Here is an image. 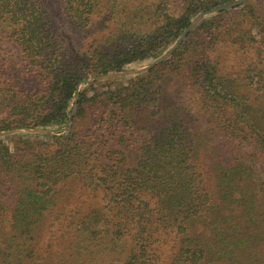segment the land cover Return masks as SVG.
<instances>
[{"label": "trees", "instance_id": "obj_1", "mask_svg": "<svg viewBox=\"0 0 264 264\" xmlns=\"http://www.w3.org/2000/svg\"><path fill=\"white\" fill-rule=\"evenodd\" d=\"M61 1L68 19L81 28L90 22L98 1L110 4L113 11L119 0ZM124 1L136 4L132 5L133 17L140 18L144 4ZM215 3H187L176 19H170L160 3L148 7L158 26L143 38L136 33L128 36H133V47L128 53L119 51V58L130 62L155 56L192 15ZM250 20L261 26L257 18ZM52 25L46 10L34 0H0V27L16 34L10 36L31 71L37 72L47 87L38 98H22L13 88L8 89L4 97L12 99L8 117H19L0 129L11 123H63L79 80L90 71L103 74L121 67L116 55L103 53L98 47L80 53L74 45H62ZM205 40L207 47L216 42L211 33L201 44L198 38L191 39L180 47L183 53L175 52L157 68L111 91V96H79L77 110L99 111L100 122L107 124L111 140L121 147L108 151L109 156L119 158L121 164L116 168L106 171L103 166L108 165L104 164L97 170L93 161L99 162L101 153L91 154L88 145L82 149V143L70 142L73 130L66 136H50L53 148L49 153L33 155L36 147H32L26 163L19 155L12 157L8 145L0 140V182L10 187L14 198L8 228L0 232V264H149L156 233L168 230L177 240L167 264H264V93L259 102L258 97L239 95L237 84L228 87L232 80L223 79L216 64L201 61L200 54L183 60L188 43L200 52ZM259 63L264 66V62ZM165 85L175 89L172 94L163 89ZM188 87L197 89L199 110L218 117L219 131L228 135L226 142L240 147L234 154L242 156L231 157L226 166L217 165L212 177L196 166L201 146L198 118L181 99V88ZM108 103H112L111 109ZM140 129L146 130L148 141L133 151L136 161L128 167L124 142ZM70 180H80L92 191L107 189L109 201L69 216L61 229L64 247L54 252L48 241L41 251V239L44 232L50 234L47 227L52 225L45 219L63 198V188L58 186ZM209 181L214 182V188ZM90 183L95 186L90 187ZM149 201H154L152 208Z\"/></svg>", "mask_w": 264, "mask_h": 264}, {"label": "rangeland", "instance_id": "obj_2", "mask_svg": "<svg viewBox=\"0 0 264 264\" xmlns=\"http://www.w3.org/2000/svg\"><path fill=\"white\" fill-rule=\"evenodd\" d=\"M34 1L38 7L46 10L52 20V27L57 30L56 33L58 34V39L60 38L62 41V45H74L75 48L79 49L80 53L91 51L93 47H98L103 53L110 52L112 56L116 55V60L120 62L121 67L103 74H96L90 71L88 75L79 80L75 87V93H73L67 104L69 112L63 123L36 126L11 123L9 124L11 126L6 129H0V140L8 145L11 156L19 155L23 163L28 162L27 154L32 147H36L33 155L36 153H49L53 148L50 136H66L73 130L75 135L69 140L70 142L82 143L80 145L82 149L85 145H88L91 147L89 151L91 154L101 153L99 156L100 161L98 162L97 159L93 161L98 165L97 170L104 164L108 165L103 166L106 171H109L112 166L116 168L121 164L118 162L119 158L114 157V155L109 156L108 151L121 147L115 146V139L111 140L109 131L105 130L107 124L101 123V120H99V111H95L94 108L77 110L79 96L84 94L88 99H92L95 93H102L103 97L107 94L111 96V91L122 85H127L132 79L143 76L150 69L157 68L162 62L170 59L175 52L182 51L183 53V48L180 47L191 39L198 38L201 44L203 39L210 33L212 39H216V42L214 44L211 43L207 47L205 40L203 49L200 52H196L193 43H188V51L184 52L183 60L189 61V55L200 54L201 61L209 60L216 64L218 73L223 79L232 80L231 83L228 82V87L231 88L232 84H237V93L239 95L248 96L250 99L258 97L257 101H261L259 97L264 93V73H262L264 66L260 65L259 62L261 64L264 62V34L261 30V27H264V0H201L207 4L217 3L206 10L192 15L189 18V23L155 56H149L144 59L139 58V60L130 62L121 60L118 53L119 51L128 53L132 49L135 33L143 38L146 34L153 32L154 28L158 26L154 24L151 16H149V8L152 5L156 6L160 3L159 7L164 13L170 19H176L183 14L185 5L195 2V0H139L144 4H142L143 7L141 6L139 11L140 18L133 17V6H136L133 1L119 0L118 4H116V10L114 9L113 11L109 9L110 4L105 1H98L92 9L90 22L81 28H77L68 19L61 0ZM217 8L221 9L216 10ZM205 11H208V13L199 16ZM251 17L257 18L261 26L253 24L252 20H250ZM189 25H191L190 30L179 42ZM10 34L13 37L16 35L12 31H7L0 27V74H3L4 77L2 80L0 79V96L3 98V103L0 104V113L3 112V114L0 119H5L6 121L0 120L1 128L13 121L12 119L19 117H8L12 114L11 97L4 99L9 94L8 89L11 91V88H13L22 95V98L24 96L38 98L47 92L44 79L37 72L31 71V65L22 56L23 53L20 47L14 42ZM132 34L133 36L129 38L128 36ZM109 38L115 42H110ZM242 39H244L243 42H241ZM175 45L177 47L170 53V50ZM161 57H164V59L156 63ZM180 60L181 58L179 57L178 61ZM152 63L155 64L149 66ZM0 76L2 77V75ZM259 78L260 82H258ZM224 88L226 90L229 89L227 87ZM76 89H78V92H76ZM163 89L169 95L175 90L167 85ZM181 94V99L198 118L196 130L199 136L198 142L201 146L197 149L198 159L195 158V161H197L196 166L199 165L197 167L199 171L212 177L217 165L226 166L229 164L231 157L242 156L238 155L240 147L237 146L238 144L226 142L228 135L219 131L217 126L218 117H209L210 114L208 112L204 113L199 110L200 101H198L199 94L196 87L181 88ZM107 106L111 109L112 103H108ZM54 130L59 132H54ZM135 133L136 135L134 134L124 142L129 152V154H126L128 167H132L136 161L133 151L148 141L146 130L140 129ZM24 139H29V141L24 143ZM235 151H238V153L234 154ZM19 157L15 159L19 160ZM89 185L90 187L95 186L92 183ZM209 185L214 188L213 181H209ZM58 187L63 188L61 192L63 198L58 199V206L45 219L47 224L52 225L49 228L47 227L50 234L44 232V236L41 239V251H43L48 241L54 252H58L64 247L65 236L61 229L64 226V222L69 219V216L74 213L82 214L93 206L105 205L109 201L107 189L103 190L101 189L103 187H101L96 191H92L82 186L80 180H70L60 184ZM13 202L14 198L10 187L4 182H0V232L6 231L8 228ZM153 206L154 201H149V208ZM59 213H61V216ZM56 217L60 219H55ZM64 229L65 227H63ZM176 240V235L172 230H168L166 233L157 232L151 246V262L167 264L175 253ZM129 242H133V240L130 239ZM151 262L149 260V264Z\"/></svg>", "mask_w": 264, "mask_h": 264}, {"label": "water", "instance_id": "obj_3", "mask_svg": "<svg viewBox=\"0 0 264 264\" xmlns=\"http://www.w3.org/2000/svg\"><path fill=\"white\" fill-rule=\"evenodd\" d=\"M226 8V7H225ZM221 8H217L216 10H220ZM206 13H208V11H205V12H202L199 16H203V15H205ZM190 28H191V25H189L188 26V28L184 31V33H183V35H182V37L179 39V42L182 40V38L184 37V35L190 30ZM178 42V43H179ZM178 45V44H177ZM177 45H175L171 50H170V53L172 52V51H174V49L177 47ZM164 59V57H161L160 59H158L157 61H156V63L157 62H161L162 60ZM155 63H152V64H150L149 66H152V65H154ZM76 92H78V89H76Z\"/></svg>", "mask_w": 264, "mask_h": 264}]
</instances>
